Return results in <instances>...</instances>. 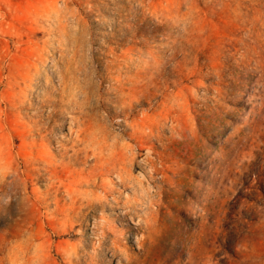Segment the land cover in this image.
Segmentation results:
<instances>
[{
	"label": "rangeland",
	"instance_id": "obj_1",
	"mask_svg": "<svg viewBox=\"0 0 264 264\" xmlns=\"http://www.w3.org/2000/svg\"><path fill=\"white\" fill-rule=\"evenodd\" d=\"M0 264H264V0H0Z\"/></svg>",
	"mask_w": 264,
	"mask_h": 264
}]
</instances>
